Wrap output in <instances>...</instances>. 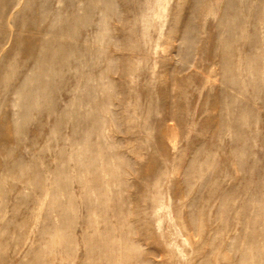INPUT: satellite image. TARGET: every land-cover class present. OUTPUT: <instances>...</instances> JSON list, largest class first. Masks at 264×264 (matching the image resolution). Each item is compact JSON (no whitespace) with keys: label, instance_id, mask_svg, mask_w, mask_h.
Wrapping results in <instances>:
<instances>
[{"label":"rangeland","instance_id":"rangeland-1","mask_svg":"<svg viewBox=\"0 0 264 264\" xmlns=\"http://www.w3.org/2000/svg\"><path fill=\"white\" fill-rule=\"evenodd\" d=\"M0 234V264H264V0H0Z\"/></svg>","mask_w":264,"mask_h":264},{"label":"bare ground","instance_id":"bare-ground-1","mask_svg":"<svg viewBox=\"0 0 264 264\" xmlns=\"http://www.w3.org/2000/svg\"><path fill=\"white\" fill-rule=\"evenodd\" d=\"M60 1V0H59ZM53 26H57L58 23H57V20H54L53 21ZM43 51L42 53H40L35 59H34V65H32L33 67H31L29 69V73H27V75L23 78V81L18 85L16 86L15 88V92H14V100L15 102L13 104H15L14 106H16L18 104V101L21 100V99H27L28 101L29 98L31 97L32 95V87H39V89L43 88V80H42V75H45V74H48V73H51L53 70L52 67L50 68H44L42 66H40V63L41 61L43 60H46V59H49L51 63H53L55 60H56V56L57 57H65L66 54L68 55V52H71L72 50H63V47L59 46V45H55V44H50V43H45L43 45ZM47 50H53V54L52 56L48 55L47 53ZM60 54L59 56L56 54ZM56 54V55H55ZM14 61V60H13ZM17 62L14 61V64H16ZM38 63V67L36 66L35 67V64L37 65ZM108 63H109V60H108ZM13 68V64L9 65V69L11 70ZM37 68V70H36ZM35 74L37 75V77H35ZM15 76H16V72H15ZM42 81V82H41ZM46 85V84H45ZM30 87V88H29ZM49 88V87H48ZM43 96L45 95V93L42 94ZM21 109V108H20ZM25 114V112H24ZM99 124V123H98ZM175 137V136H174ZM170 143L171 145L176 148L177 146V142H176V139L174 138H170ZM101 152V151H100ZM103 154V153H102ZM101 155V154H100ZM105 158V157H104ZM107 163V162H106ZM108 164V163H107ZM106 165V164H105ZM19 166L22 167L23 166V163L22 162H19ZM108 170V169H107ZM49 194V190L46 191L45 195H48ZM40 198H38V201H39V204H43L44 202V199L41 198V200H39ZM39 206V205H38ZM35 215V219L32 221L35 226H37V221H38V217L39 215ZM23 225H25L27 223V218L23 220ZM34 226V227H35ZM60 231V230H59ZM62 231V230H61ZM59 234V233H58ZM1 235V234H0ZM95 237V236H94ZM54 238V237H53ZM56 238V237H55ZM63 238V237H62ZM61 238V239H62ZM97 238V237H96ZM65 239V238H64ZM187 240V239H186ZM126 241V240H125ZM186 242V241H185ZM88 244V243H87ZM90 244V243H89ZM105 247V246H104ZM135 248V247H134ZM100 253V252H99ZM102 253V252H101ZM107 253V252H106ZM115 253V252H114ZM109 254V253H108ZM1 256V254H0ZM106 256V255H105ZM135 256V255H134ZM100 257V256H99ZM108 257V256H106ZM105 257V258H106ZM101 259V258H100ZM128 259V258H127ZM123 261V260H122ZM109 262V261H108ZM112 262V261H111ZM89 263V262H88ZM114 263V262H113ZM124 263V262H123ZM122 263V264H123ZM19 264H38V261L37 260H29L25 263H19ZM110 264V263H109Z\"/></svg>","mask_w":264,"mask_h":264}]
</instances>
